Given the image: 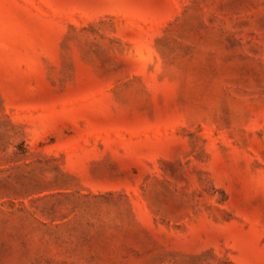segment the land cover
I'll return each mask as SVG.
<instances>
[{
  "label": "rangeland",
  "instance_id": "rangeland-1",
  "mask_svg": "<svg viewBox=\"0 0 264 264\" xmlns=\"http://www.w3.org/2000/svg\"><path fill=\"white\" fill-rule=\"evenodd\" d=\"M0 264H264V0H0Z\"/></svg>",
  "mask_w": 264,
  "mask_h": 264
}]
</instances>
